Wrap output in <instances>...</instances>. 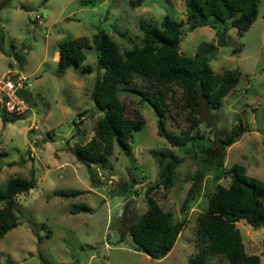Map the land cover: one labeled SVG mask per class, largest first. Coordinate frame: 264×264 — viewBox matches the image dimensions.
<instances>
[{
    "label": "rangeland",
    "instance_id": "obj_1",
    "mask_svg": "<svg viewBox=\"0 0 264 264\" xmlns=\"http://www.w3.org/2000/svg\"><path fill=\"white\" fill-rule=\"evenodd\" d=\"M250 29L240 35L228 31L229 43L211 55V66L222 73L241 71L238 85L218 109L202 102L199 132L219 155L224 169L244 164L247 172L264 181V0ZM166 15L183 20L180 51L194 56L203 43H218L216 29L200 26L189 31L186 0H0V75L15 73L23 82L31 111L25 117L5 119L0 108V187L10 177L37 178V187L15 198L19 224L0 238V264H190L208 244L198 231L197 218L208 207V198L219 184L229 186L231 178L220 180L216 171H206L202 188L188 211L183 203L192 184L189 176L204 168L184 149L173 147L158 132L156 112L148 101L131 90L119 96L127 113L140 111L146 123L131 140V153L118 145L107 166L81 162L72 151L95 136L103 112L97 109L92 92L103 69L94 37L100 30L111 34L122 51L141 44L143 21L161 23ZM87 36L92 47L77 68L59 71V44ZM90 65L91 73L82 67ZM20 77V78H19ZM133 87L153 91L149 80L136 76ZM167 125L175 133L191 122L188 109L167 95ZM243 122L245 133L233 145L223 148L220 138ZM172 149L184 162L178 168L176 184L159 185L158 159L151 150ZM133 185L127 188V184ZM127 188V193H121ZM83 191L75 197L59 192ZM147 194L173 212L183 230L172 251L156 259L135 249L128 226L148 208ZM86 204L91 210H81ZM248 253L259 255L264 264V226L246 220L236 223ZM48 229L52 231L47 236ZM209 264H228L222 255Z\"/></svg>",
    "mask_w": 264,
    "mask_h": 264
},
{
    "label": "trees",
    "instance_id": "obj_2",
    "mask_svg": "<svg viewBox=\"0 0 264 264\" xmlns=\"http://www.w3.org/2000/svg\"><path fill=\"white\" fill-rule=\"evenodd\" d=\"M259 0H186L187 23L189 31L200 26L216 29L218 43L205 42L194 56L182 54L180 45L183 39L182 20L166 15L161 23L143 21L141 44L122 51L110 33L100 30L93 41L99 53L98 64L103 76L98 80L92 92L97 109L104 114L97 121L95 136L85 144L73 148L77 158L87 164L107 166L114 148L118 145L128 153L132 151L131 140L135 132L140 131L146 119L140 111L134 116L127 113L126 105L119 96L122 90H131L148 101L154 108L158 119V132L173 147L184 149L185 156L199 159L204 168L189 176L192 184L189 188L183 210L188 211L197 199L202 188L206 171L214 169L217 180L225 176L231 178L229 186L219 184L209 195L208 207L199 214L198 231L206 236L208 244L203 246L190 264H209V258L222 255L228 264H262L259 255L250 254L245 248L243 237L236 223L246 220L254 227L264 226V181L247 172L244 164L234 163L224 169L222 155L213 151L207 137L199 132L202 102L212 109H218L224 98L240 82L241 71L227 69L216 72L211 66V55L220 46L229 43L228 31L235 27L240 35L250 29L259 14ZM1 47L2 44H0ZM58 68L60 72L68 68L80 67L87 58V48L92 47L89 37L80 36L62 41ZM84 73H91L92 67H82ZM136 76L145 77L155 87L153 91L133 87ZM171 93L173 102L179 101L183 109H188L191 122L187 129L179 133L171 131L167 125L166 113L169 108L167 95ZM20 94L29 102L26 92ZM1 108V107H0ZM7 120L14 118L6 114ZM243 122L237 123L220 138L223 148L236 143L245 133ZM158 159L159 183L149 191L163 185L171 189L177 181L178 168L184 162L172 149L151 150ZM37 187L34 171L30 177H10L6 186L0 187V238L19 224V215L15 208V198L21 193L30 192ZM133 185L127 184V188ZM121 193H127L128 189ZM83 191L59 192L66 198L81 195ZM148 208L137 221H132L128 232L136 250L156 259L166 257L176 245L183 230V223L175 221L171 210L165 209L155 197L147 194ZM79 209L91 210L82 204ZM52 231L48 229L47 236Z\"/></svg>",
    "mask_w": 264,
    "mask_h": 264
},
{
    "label": "built area",
    "instance_id": "obj_3",
    "mask_svg": "<svg viewBox=\"0 0 264 264\" xmlns=\"http://www.w3.org/2000/svg\"><path fill=\"white\" fill-rule=\"evenodd\" d=\"M14 75L16 74L0 75V107L9 116L25 117L31 111V106L20 94V90L24 87L23 82L16 80Z\"/></svg>",
    "mask_w": 264,
    "mask_h": 264
}]
</instances>
